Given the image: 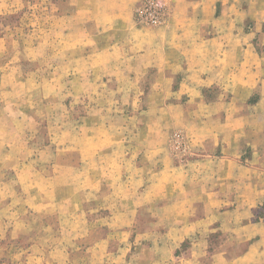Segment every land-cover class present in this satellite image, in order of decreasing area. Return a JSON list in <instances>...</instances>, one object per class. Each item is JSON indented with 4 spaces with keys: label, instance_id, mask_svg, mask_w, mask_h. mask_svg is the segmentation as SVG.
<instances>
[{
    "label": "crops",
    "instance_id": "1",
    "mask_svg": "<svg viewBox=\"0 0 264 264\" xmlns=\"http://www.w3.org/2000/svg\"><path fill=\"white\" fill-rule=\"evenodd\" d=\"M141 1L0 0V264H264V0Z\"/></svg>",
    "mask_w": 264,
    "mask_h": 264
},
{
    "label": "built area",
    "instance_id": "2",
    "mask_svg": "<svg viewBox=\"0 0 264 264\" xmlns=\"http://www.w3.org/2000/svg\"><path fill=\"white\" fill-rule=\"evenodd\" d=\"M170 8L166 0H142L135 10V21L139 26L159 28L166 24ZM173 149L182 154L187 151V143L182 133L173 136Z\"/></svg>",
    "mask_w": 264,
    "mask_h": 264
},
{
    "label": "rangeland",
    "instance_id": "3",
    "mask_svg": "<svg viewBox=\"0 0 264 264\" xmlns=\"http://www.w3.org/2000/svg\"><path fill=\"white\" fill-rule=\"evenodd\" d=\"M29 10L28 9H26V10H24L23 12H21L20 14H17L15 17H4V18H0V28L2 27L1 26V24H3V25H5L6 27H7V25L6 24H9V25H12V23L14 24V25H16V24H18V23H20V24H24V20L25 21H27V23H28V18H29V12H28ZM37 15V17L39 16L38 14H36ZM34 18V17H33ZM37 26H39V22H37ZM36 26V27H37ZM24 27H25V29H26V32H27V30H28V24H26V25H24ZM150 28V27H149ZM0 35H1V33H0ZM145 107V106H144ZM177 133H180V132H176V133H174V135L175 134H177ZM183 134V133H182ZM184 135V134H183ZM172 144H173V142H172ZM171 144V145H172ZM187 151H188V144H187ZM187 151L186 152H184V153H182V154H180V155H185V154H187ZM174 153H176L175 151H174ZM177 155H179L178 153H176ZM175 154V155H176ZM92 206H89V208H91ZM94 209H99V212L98 213H93L92 214V212L90 213V214H92L91 216V220L92 219H94L95 217H97V216H103V215H106L107 213H108V211H106V210H104V206L103 205H101V207L100 208H94ZM92 211V210H91ZM27 217H29V216H27ZM32 218L33 217H31V220H32ZM33 221V220H32ZM114 252H115V248H112L111 250H110V254H111V256L109 257L108 256V261H111V262H113L114 261V256H113V254H114Z\"/></svg>",
    "mask_w": 264,
    "mask_h": 264
}]
</instances>
